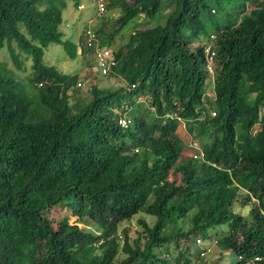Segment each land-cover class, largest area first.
I'll return each instance as SVG.
<instances>
[{"label":"trees","instance_id":"16d2710c","mask_svg":"<svg viewBox=\"0 0 264 264\" xmlns=\"http://www.w3.org/2000/svg\"><path fill=\"white\" fill-rule=\"evenodd\" d=\"M80 1L0 0V49L17 69L24 54L31 69L25 88L0 64V264H168L155 252L168 243L173 264H191L183 241L210 231L229 264H264V0H241L222 22L215 15L228 0H105L119 14L101 19L94 39L110 48L132 30L111 50L108 77L120 84L77 97L76 75L42 56L56 44L76 57L59 26L67 4ZM79 47L81 55L94 50ZM140 96L148 119L117 126ZM180 120L190 139L206 140L202 161L183 154ZM238 198L250 207L244 217L232 211ZM57 206L97 232L66 217L52 225L46 212ZM138 213L154 224L138 220L141 233L129 242L122 232L119 245L118 225Z\"/></svg>","mask_w":264,"mask_h":264},{"label":"rangeland","instance_id":"374dc122","mask_svg":"<svg viewBox=\"0 0 264 264\" xmlns=\"http://www.w3.org/2000/svg\"><path fill=\"white\" fill-rule=\"evenodd\" d=\"M222 3L224 4H221L218 13L215 15V19L220 22H222L225 18L230 19L235 17L234 7L241 5V0H231V1L228 0V1H222ZM81 4L82 7L80 11H76V9H73V7L71 6L72 4L70 2L67 4L66 8L62 11L61 18L63 20V23L59 26V31L62 34L61 40H68L70 42H73L74 44H77L78 34L84 26L92 25L93 26L92 28H94L100 22L101 19H103V21L106 20L107 17L115 19L119 14L118 9L106 10L104 15L97 18L95 12L96 11L95 0H81ZM251 9H252L251 5L246 4L244 8V13H248L249 10ZM142 20L143 19L141 15L136 22H140ZM154 24L155 22L151 21L148 23L147 27H152ZM144 27L145 26H141V28ZM131 31L132 30L130 29V27L125 28L121 32V34L113 40L110 49L113 51L116 50L121 45H123L126 42L128 35L130 34ZM203 40H205V38H202L199 42L193 41L190 45V48L193 49L196 46L200 45ZM11 47L15 49L14 45H12ZM207 49L208 46L205 48L204 52H207ZM15 52H17L16 49ZM75 52H76V58L69 59L59 45L50 44L43 51L42 62L45 66H52L60 73L76 75L77 78L76 84L77 83L80 84L79 87L76 84L74 86L77 91L76 93L77 97H84L87 94L86 91L89 89L90 86L93 85L98 88H103V87L107 88L110 86H118L120 84L119 78L116 76L107 77V78L97 76L95 72L96 68L91 57L89 55H80L78 48L76 49ZM19 54H20L19 59L21 62L20 69H17L13 64V62L11 61L7 47H3L0 49V64L4 65L5 69L7 71H10V73L14 76L16 81L20 85L26 88L30 85V83L28 82V78H30V74H31L30 61L24 54L22 53ZM25 57L26 59H24ZM207 80L211 82L212 80L211 76H208ZM209 86L210 83H207L204 90L205 91L204 96L207 98V101H205L204 106L208 113H212L213 110L210 109V104L213 95L211 88ZM68 94H70V92H68ZM72 102H73L72 99H70L69 103L71 104ZM147 108L148 106L146 104L144 97L140 96L136 98L135 106L133 108H129V110L126 111L125 115L129 119H131L133 116H135L136 118L142 117L144 119H148V115L146 114ZM176 134L178 137H180L181 141L185 146L183 150L184 152L183 154L188 157L191 156L192 154H197V151H199L200 148V144L206 141L201 139L193 141V139H190L191 136L186 133V125L182 124V122H179L176 129ZM239 200H241V198H238L237 202L233 204L232 211L235 214L244 217L248 214L250 207L248 205L241 207L239 205L240 204ZM46 216L54 226H56L60 220L66 217L68 224L71 225L75 224L77 227L83 230L97 232V228L89 220L86 219L85 221L82 222L76 221L75 217L70 215L69 209L64 208L62 206H57L48 209L46 212ZM138 220L144 221L145 224L149 227H151L155 222L154 218L147 216L143 213H138L135 216H133L130 220L120 223L118 225L116 232V237H117V241L119 242V245H121L123 241L122 232L125 231L126 237L129 242L136 239L139 233H141L142 228L138 224ZM215 229L216 231H224L226 228L225 226H221ZM208 234L210 239L209 238L203 239L200 235H196L194 237L189 236V238H187L185 242L183 241V245L187 249V253H189L188 256L190 259V263L191 264H229V262L233 261L232 256L226 253H222L218 249V247L213 244L212 240L215 239L212 231H210ZM196 240H199V243H196ZM157 250L155 252H157L158 258L160 259L164 258L166 260H169L168 264H173L170 260V257L169 258L166 257L167 254L168 255L173 254V256H175L174 253H176V250L174 248L173 243H168L165 247H161L159 248L158 251ZM196 252H203L202 254L199 255L198 259L194 256ZM122 258L123 255L119 253L117 256V260H120Z\"/></svg>","mask_w":264,"mask_h":264},{"label":"clouds","instance_id":"9594fccd","mask_svg":"<svg viewBox=\"0 0 264 264\" xmlns=\"http://www.w3.org/2000/svg\"><path fill=\"white\" fill-rule=\"evenodd\" d=\"M105 5H106V1L103 0V7H104V9H103L102 12L99 13L98 12V8H97V0H95V10H96L95 12H96L97 18L105 14V12H106ZM81 7H82V4H81V1H80L79 4L76 6V8L73 7V9H76V11H80L81 10ZM211 13H213V10H211ZM62 23H63V20H62ZM92 27H93L92 25L91 26H88L87 25V26H84L82 28V30L78 34V37H77L78 41H77L76 46H77V48L79 50L80 55H81V49L79 47V43L82 45L83 48H87V50L90 49L91 47L94 48L93 53H91V55H89V56L91 57V59L93 60L94 65H95L96 75L99 76V77L107 78L110 74H112V69L115 66V63H114V61L111 58V49L109 47H107V46H101L100 43H98V41L94 39V36H93V33H92L93 29H91ZM92 39H94V40H92ZM207 51H208V49H207ZM102 53H106V56L102 57L101 56ZM99 57L102 58L101 61H100ZM50 67H52V66H50ZM205 69L207 71L208 76H211L212 75V72H211L210 65L206 64ZM112 76H114V75H112ZM76 85L78 87L80 86L79 83H77ZM132 87L133 86H131V88ZM125 113L126 112H124L123 115H125ZM123 115L120 116L117 119V121H116L117 126H119L120 128H126V126H128L129 121H130V119L127 118L126 115L125 116H123ZM209 115H210V117H213L214 116V113L213 112L212 113H209ZM120 120H124L126 122V126L125 127H121L119 125V121ZM179 122H182V124H184L183 121H181V120ZM191 157L193 159H197L198 161H202L201 160V153H200V151H197V154H192ZM212 242L215 245V243H216L215 240H212ZM200 254H202V253H200Z\"/></svg>","mask_w":264,"mask_h":264},{"label":"built area","instance_id":"2783aa9c","mask_svg":"<svg viewBox=\"0 0 264 264\" xmlns=\"http://www.w3.org/2000/svg\"><path fill=\"white\" fill-rule=\"evenodd\" d=\"M97 8H98V12H102L104 7H103V0H97ZM102 57L106 56V53H102L101 55ZM100 61H101V57H99ZM103 72V71H102ZM119 125L121 127H125L126 126V122L124 120H120L119 121ZM196 243H199V240H196Z\"/></svg>","mask_w":264,"mask_h":264}]
</instances>
